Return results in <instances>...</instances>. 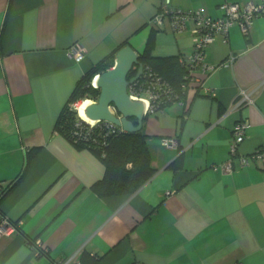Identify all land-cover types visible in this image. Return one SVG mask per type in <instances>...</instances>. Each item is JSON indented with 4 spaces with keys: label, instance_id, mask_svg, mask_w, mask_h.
Masks as SVG:
<instances>
[{
    "label": "crops",
    "instance_id": "0c3cea01",
    "mask_svg": "<svg viewBox=\"0 0 264 264\" xmlns=\"http://www.w3.org/2000/svg\"><path fill=\"white\" fill-rule=\"evenodd\" d=\"M164 2L0 0V196L11 188L0 216L16 225L0 234V264H264V172L237 160L223 168L238 120L249 123L240 155L264 145V14L249 34L234 25L228 44L218 38L206 49L215 69L190 84L184 104L144 118L154 174L134 194L97 196L101 160L55 129L78 81L122 43L139 56L191 53L193 21L179 33L169 13L161 27L151 23ZM248 2L264 5L170 0L168 8L215 18L223 3ZM74 44L86 50L79 63L68 54ZM254 89V105L233 108L241 90ZM168 138L177 148L162 144Z\"/></svg>",
    "mask_w": 264,
    "mask_h": 264
},
{
    "label": "built area",
    "instance_id": "2783aa9c",
    "mask_svg": "<svg viewBox=\"0 0 264 264\" xmlns=\"http://www.w3.org/2000/svg\"><path fill=\"white\" fill-rule=\"evenodd\" d=\"M170 0H165L164 6L154 15L151 23L157 28L163 24L164 17L169 13L172 30L175 33L183 31L188 21L194 22L191 31L192 48L187 56L179 57V63L186 69V84L182 86L183 95L186 94L190 84L200 82L198 77L212 72L215 67L205 63V51L208 47L216 43L220 38L223 44H228L229 30L237 25L244 35L249 34L253 21L258 16L264 14V5L248 2L244 5L237 3H223L219 6L222 11L221 17H211L203 10L171 11L168 8ZM69 56L79 63L84 60L86 50L78 44H74L68 51ZM234 56H230L227 62L230 64ZM185 92V93H184ZM256 90L247 92L240 91V98L233 108H240L243 105H254V94ZM128 94L136 100L144 101L146 114H154L172 103L184 104V98H180L175 90L150 67L143 66L142 74L136 81L128 86ZM81 101L69 104L70 109L76 110ZM249 127L247 121L238 120L231 129L232 139L229 145V158L223 168L230 172L233 170V160H237L240 167L254 164L264 172V145L258 147L252 154L243 156L238 153L240 144L246 138V130ZM124 132L121 127L106 121L86 122L79 117L76 121L72 138L74 142H90L95 146L103 145L104 141L114 134ZM162 144L167 148H177L176 138L163 139ZM16 229V225L0 216V234L8 236ZM60 264H81L77 257H72ZM235 264H241L239 262Z\"/></svg>",
    "mask_w": 264,
    "mask_h": 264
},
{
    "label": "trees",
    "instance_id": "16d2710c",
    "mask_svg": "<svg viewBox=\"0 0 264 264\" xmlns=\"http://www.w3.org/2000/svg\"><path fill=\"white\" fill-rule=\"evenodd\" d=\"M124 45H126L125 42L117 50ZM114 56V53H111V55L103 58L93 65L78 81L55 124V129L76 147L90 149L101 160L104 166V175L101 180L91 187L92 191L99 197L132 195L154 174V170L150 165V155L146 143L148 137L144 134L142 128L135 133L121 132L114 134L107 138L103 145L100 144L99 146H95L90 142H74L72 138L75 123L79 118H76L77 113L70 109L69 104L84 101V99L97 100L99 90L93 88L91 82L96 74L113 67ZM139 59L143 66H148L159 74L183 99L182 86L186 84L187 71L179 63L178 56L155 57L149 51V48H146ZM134 74L135 71H132L130 77ZM133 121L135 123V120ZM34 154L35 150L27 153L21 175L17 180H20L26 174ZM10 190L11 188L1 194L0 203Z\"/></svg>",
    "mask_w": 264,
    "mask_h": 264
},
{
    "label": "water",
    "instance_id": "95a60500",
    "mask_svg": "<svg viewBox=\"0 0 264 264\" xmlns=\"http://www.w3.org/2000/svg\"><path fill=\"white\" fill-rule=\"evenodd\" d=\"M142 70L143 63L129 44L119 48L113 67L93 78L91 86L99 90V95L96 101L85 106L84 116L92 122L112 123L126 133L140 131L147 116L146 105L128 94V86L138 79ZM132 71L135 74L130 77Z\"/></svg>",
    "mask_w": 264,
    "mask_h": 264
},
{
    "label": "bare ground",
    "instance_id": "6f19581e",
    "mask_svg": "<svg viewBox=\"0 0 264 264\" xmlns=\"http://www.w3.org/2000/svg\"><path fill=\"white\" fill-rule=\"evenodd\" d=\"M89 100H84V101H81L80 103H79V105H78V107H77V113H78V116L82 119V120H84V121H86V122H90L85 116H84V108H85V106L87 105V104H89ZM92 122V121H91Z\"/></svg>",
    "mask_w": 264,
    "mask_h": 264
},
{
    "label": "rangeland",
    "instance_id": "374dc122",
    "mask_svg": "<svg viewBox=\"0 0 264 264\" xmlns=\"http://www.w3.org/2000/svg\"><path fill=\"white\" fill-rule=\"evenodd\" d=\"M85 100V99H84ZM89 100V99H88ZM82 101V100H81ZM89 101H92V100H89ZM74 111L77 113V111L74 109ZM76 118H79L78 116V113H77V117Z\"/></svg>",
    "mask_w": 264,
    "mask_h": 264
}]
</instances>
